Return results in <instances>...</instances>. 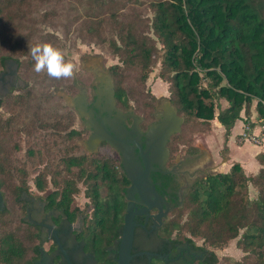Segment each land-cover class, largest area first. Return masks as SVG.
Returning a JSON list of instances; mask_svg holds the SVG:
<instances>
[{
    "label": "trees",
    "instance_id": "16d2710c",
    "mask_svg": "<svg viewBox=\"0 0 264 264\" xmlns=\"http://www.w3.org/2000/svg\"><path fill=\"white\" fill-rule=\"evenodd\" d=\"M36 1L45 6L39 15L43 20L64 17L68 12L62 14L63 3L74 4L83 40L107 44L119 58L110 67L118 99L130 101L145 122L155 119L158 99L146 83L161 60L159 76L167 82L170 101L184 118L181 131L168 142L171 155L182 145L189 154H197L195 135L215 120L224 126L227 138L243 113L248 123L254 110V119L264 120V0H0V71L7 60H14L23 84L22 70L35 64L21 57L27 52L33 25L30 12ZM150 12L152 17L147 15ZM34 100L33 90L26 86L24 93H10L0 101V107L10 113L0 119V190L5 200L0 212V264H32L31 240L13 228L24 222L20 209L13 213L21 192L27 190L28 171L18 160L22 150L18 138L23 133L27 160L44 163L35 177L37 189L54 185L53 199L60 198L59 208L71 221L82 213L79 208L72 211V204L81 187L85 188L92 210L84 241L99 258H105L108 247L121 236L130 180L108 144L94 153L79 152V142L87 133L74 128L75 114L69 107L60 105L59 110L30 121ZM257 159L261 168L255 174L247 175L235 162L228 172L208 173L199 179L167 228H180L187 214L181 229L203 235L210 244L226 243L245 229L237 242L253 254L245 263L264 264V151ZM251 185L258 190L255 198L250 196Z\"/></svg>",
    "mask_w": 264,
    "mask_h": 264
},
{
    "label": "flooded vegetation",
    "instance_id": "af4514ba",
    "mask_svg": "<svg viewBox=\"0 0 264 264\" xmlns=\"http://www.w3.org/2000/svg\"><path fill=\"white\" fill-rule=\"evenodd\" d=\"M91 73L90 82L77 79L74 82L77 90L63 94L67 105L76 112L87 133V137L81 140L83 149L94 153L91 152L92 145L87 142L92 135L113 136L121 149L113 148L108 141L102 140L98 142L97 151L102 144H108L119 160L121 172L127 177V170L133 174L145 170L146 163L138 144L142 145L143 151H147L150 141L148 128L159 122L161 108L156 112L155 119L145 124L144 117L130 101L118 99L110 68L106 74L111 82L104 77L105 74L100 77L93 70ZM21 86L17 63L7 60L0 71V101ZM167 148L169 156L165 164L151 160L149 184L141 193L135 194L134 209L138 213L134 218L136 227L131 264H220L217 250L205 239L201 242L189 235L183 240L178 230L167 228V223L184 204L195 183L202 178L200 174L205 173L198 167L200 163L190 162L192 156L198 155L200 158L201 151L172 159L168 144ZM125 152L131 158L128 163L124 161ZM128 179L130 186L131 179ZM55 192L27 189L20 195L18 209L24 222L17 225L13 223V228L31 240L29 259L32 264H69L68 259L73 264H118L119 241L108 247L105 258H99L94 247H87L84 241L83 233L89 211L74 202L72 211L79 208L82 213H78L75 220L71 221L70 216L59 208L57 202L60 198L54 201ZM4 209L5 200L0 190V212ZM106 258L113 262L106 261Z\"/></svg>",
    "mask_w": 264,
    "mask_h": 264
},
{
    "label": "rangeland",
    "instance_id": "374dc122",
    "mask_svg": "<svg viewBox=\"0 0 264 264\" xmlns=\"http://www.w3.org/2000/svg\"><path fill=\"white\" fill-rule=\"evenodd\" d=\"M34 3H37L38 5L33 6L34 8L32 7V10L30 12L31 23L33 25L28 39L26 40V44L28 45L26 55L22 56L21 60L23 62H35L29 52L30 48L37 44L51 43L56 48L62 50L65 60L68 62H72L75 65L76 71L75 75L72 78L54 79L47 75L46 70L41 73H36L34 71V66L30 69L28 68L22 70L24 84L21 81L22 86L18 89H15L12 93L14 95L22 94L24 93V89L26 88V86L33 90L35 100L31 106L30 111L28 112L30 115V121L33 120V118L34 121H36V115L46 116L51 114L52 112L59 110L60 105L72 109L69 105H67V102L63 98V94H69L77 90L73 84L74 82H76L77 79H84L90 82V79L92 77V70L98 76L102 77V75L104 74L107 75L106 72L111 66L119 63V58L112 53V51L108 48L107 44L102 45L98 44V42L95 41L83 40V38L81 37L82 21L80 20V17L78 15L76 17V15L73 14L74 4L71 6H67V1L63 3L61 7L63 10L62 14H64V10L68 12L65 13L64 17H54L52 19L48 18L46 20H43L39 16L40 13H42L40 11L41 8H43V10L45 9V6H39V3L43 2L36 1ZM147 15L152 17L151 12ZM77 19L80 21L79 27L78 24H76ZM24 68H27L26 64ZM160 71L161 60H159L158 63L155 64L150 71L146 83L147 90L152 92L157 97L158 101L162 98H165L170 101L168 85L167 82H165L159 76ZM227 105V102H222L223 107H226ZM72 111L75 114L74 128L83 130L81 123L78 120L76 112L73 109ZM9 116V111L5 108L3 109L2 107H0V119H5ZM243 118H246L244 113ZM25 119L29 122L28 116L25 117ZM218 122L217 120H215L211 124L210 128H205L206 130L204 129L203 131L198 132L194 138V141L197 140V143L200 146L199 152L208 151L209 157L211 159V166L208 173L223 172L224 167L219 168V155L222 160L227 155L226 151L228 150L226 143L224 145L221 143L219 137V127L216 126V123ZM244 122L245 124L243 127V131L239 134L240 136H238L239 140H237V142H249L254 146L261 145V139L262 137H264V130H262L264 129V120H254V122L249 123L244 120ZM146 123L149 124L150 122H145V124ZM18 124H22V120L21 122L19 121ZM255 125H258L260 130H262V132L259 133L260 142L254 141L252 139L243 140V132L245 128L247 126H250L252 130V126ZM25 138L26 136L24 133L21 134L18 138L22 143V150L20 153H18V160L21 163H25L28 171V176L25 179V187H27V189H33L36 192L37 187L35 184V177L39 174V170L42 169L44 163L40 162L38 165H36L33 162L31 163L27 160V157L25 156V151L28 146L27 144H25ZM227 139L228 138L225 136V141ZM79 152L86 153L87 151H85L80 145ZM187 154H189L188 147L182 145L180 146V151L175 155H172L171 158L174 159L177 157L178 159H180L187 156ZM48 177L50 178V176ZM53 190L56 191L57 188L50 183L44 191L40 192L47 191V193H50V191ZM84 191L85 188L82 186L81 191L76 195L75 203L78 207L84 208L90 213L92 209L88 206L89 200L85 197ZM249 192L252 198H255L258 194V190L255 189L253 185L250 186ZM13 207V213L15 214L16 209H18V204ZM186 219L187 214L183 216L182 221L180 222L181 227L185 224ZM1 221L2 219H0V224ZM181 227L176 229L178 230L180 237L190 235L194 236L201 242L205 239L203 235H195L191 233L189 229L185 227L181 229ZM244 231L245 229H241L235 238L230 239L226 243L211 244L212 248H215L218 252L220 264H246V258H248L249 260L253 259V254H249L248 252L243 251L237 244L238 240L243 236ZM207 243L210 244L209 242Z\"/></svg>",
    "mask_w": 264,
    "mask_h": 264
},
{
    "label": "water",
    "instance_id": "95a60500",
    "mask_svg": "<svg viewBox=\"0 0 264 264\" xmlns=\"http://www.w3.org/2000/svg\"><path fill=\"white\" fill-rule=\"evenodd\" d=\"M13 63V62H12ZM111 82L110 77L105 75ZM111 84V83H110ZM18 89V88H17ZM161 108V115L158 117L159 122L152 124L148 128V137L150 141L148 142L147 151H143V147L141 144H138V147L141 150L143 158L146 163V169L143 171H138L136 174L131 173L127 170V175L131 179V185L127 189V209L124 216V224L121 232V236L119 239V250L117 263L118 264H131V260L133 255L131 253L134 241V233L136 223L134 221L135 215L138 213L135 211V194L141 193L143 189L149 184V174L151 171L150 162L151 160L159 161L165 164V161L168 159L169 150L167 148V144L172 135L179 133L181 131L182 125L184 123V118L178 115L177 109L165 98H162L158 101L157 111ZM82 126V124H81ZM108 134V133H107ZM106 140L108 141L113 148L121 147L117 144V140L113 136H90L87 142L92 145L91 152L97 151L98 142ZM126 141H122L125 143ZM79 144L82 146L81 141ZM83 147V146H82ZM128 152L124 154V161L128 163L131 158ZM199 159V161H198ZM198 161V162H197ZM190 162L200 163L198 164L199 168L204 170V174L201 173L200 176L203 178L205 174L208 173L211 166V159L207 154L201 153L200 158L198 155L192 156L190 158ZM69 264H73L70 259H68Z\"/></svg>",
    "mask_w": 264,
    "mask_h": 264
},
{
    "label": "crops",
    "instance_id": "0c3cea01",
    "mask_svg": "<svg viewBox=\"0 0 264 264\" xmlns=\"http://www.w3.org/2000/svg\"><path fill=\"white\" fill-rule=\"evenodd\" d=\"M256 116V112L254 110L252 122H254V118ZM244 120H238L232 129L231 135L225 141V128L224 126L218 122L216 126L219 127V137L221 143L224 145L226 143L228 150L226 151V156L221 160L219 155V168H223V172H227L230 170L233 163L238 162L242 165L247 175H252L257 173L260 168L261 164L259 163L257 157L258 155L264 151V137L262 138L261 145H252L249 142H237L240 136L239 134L242 133L244 127ZM252 130L254 133L259 134L260 128L258 125L252 126ZM195 146L200 148L197 140H195ZM200 150V149H199ZM201 153L208 154V151H201Z\"/></svg>",
    "mask_w": 264,
    "mask_h": 264
},
{
    "label": "clouds",
    "instance_id": "9594fccd",
    "mask_svg": "<svg viewBox=\"0 0 264 264\" xmlns=\"http://www.w3.org/2000/svg\"><path fill=\"white\" fill-rule=\"evenodd\" d=\"M29 52L35 61L36 73L46 70L47 75L54 79H69L75 75V65L66 61L62 50L51 43L32 46Z\"/></svg>",
    "mask_w": 264,
    "mask_h": 264
},
{
    "label": "built area",
    "instance_id": "2783aa9c",
    "mask_svg": "<svg viewBox=\"0 0 264 264\" xmlns=\"http://www.w3.org/2000/svg\"><path fill=\"white\" fill-rule=\"evenodd\" d=\"M263 128H264V125H263ZM264 130V129H262ZM262 130H260V133L262 132ZM264 134V133H263ZM259 136L260 134H255L250 126H247L243 132V140H254V141H258L260 142V139H259ZM264 136V135H263ZM263 138V137H262ZM262 140V139H261Z\"/></svg>",
    "mask_w": 264,
    "mask_h": 264
}]
</instances>
